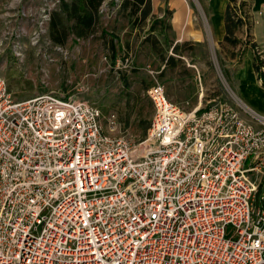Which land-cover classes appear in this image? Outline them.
<instances>
[{"label":"built area","instance_id":"built-area-1","mask_svg":"<svg viewBox=\"0 0 264 264\" xmlns=\"http://www.w3.org/2000/svg\"><path fill=\"white\" fill-rule=\"evenodd\" d=\"M148 96L131 143L88 100L0 76V264H264V113Z\"/></svg>","mask_w":264,"mask_h":264},{"label":"rangeland","instance_id":"rangeland-1","mask_svg":"<svg viewBox=\"0 0 264 264\" xmlns=\"http://www.w3.org/2000/svg\"><path fill=\"white\" fill-rule=\"evenodd\" d=\"M73 1L0 0V76L16 99L55 92L88 100L102 110L104 134L131 143L147 135L154 113L148 89L157 83L185 111L244 100L243 87L260 101L247 103L264 113L254 67L264 60V43L253 33L252 0L235 44L218 39L211 0H180L188 11L180 24L171 0L159 10L151 5L145 17L146 8L104 0L84 37L64 12Z\"/></svg>","mask_w":264,"mask_h":264},{"label":"trees","instance_id":"trees-1","mask_svg":"<svg viewBox=\"0 0 264 264\" xmlns=\"http://www.w3.org/2000/svg\"><path fill=\"white\" fill-rule=\"evenodd\" d=\"M104 0H74L72 3L64 2L63 8L68 19H74L75 24L73 31L80 37H84L93 32L98 21L99 8ZM249 0H229L225 13V35L224 42L235 44L237 41L236 30L239 29L244 20L246 23L249 19L247 6ZM126 3L131 4L136 9L146 8L144 17L151 10V0H126ZM256 44H254V48ZM256 59L259 56L255 55ZM255 59V60H256ZM255 61L254 67L264 83V72L262 71V62Z\"/></svg>","mask_w":264,"mask_h":264},{"label":"crops","instance_id":"crops-1","mask_svg":"<svg viewBox=\"0 0 264 264\" xmlns=\"http://www.w3.org/2000/svg\"><path fill=\"white\" fill-rule=\"evenodd\" d=\"M152 1V6L154 8H159L162 5L163 0H151ZM172 1V6L176 11V24H180L184 16H186L187 9L183 4H180V0H171ZM212 4V20L214 22V27L215 31L216 29L218 30V33L216 32L218 39L223 40L224 35H225V13H226V8L229 3V0H211ZM253 4V9H254V18H255V24H254V29L253 33L256 37V39L264 43V17L260 13V9L262 8V5L264 4V0H252ZM217 26V27H216ZM264 90V87L262 88ZM243 98L246 102H254V103H259L260 101L254 96V93L252 94L251 92L248 91V89L241 88L240 89ZM249 103V102H248Z\"/></svg>","mask_w":264,"mask_h":264}]
</instances>
